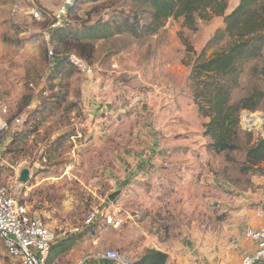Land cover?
I'll use <instances>...</instances> for the list:
<instances>
[{
	"label": "rangeland",
	"instance_id": "rangeland-1",
	"mask_svg": "<svg viewBox=\"0 0 264 264\" xmlns=\"http://www.w3.org/2000/svg\"><path fill=\"white\" fill-rule=\"evenodd\" d=\"M63 1L0 0V124L11 126L2 139L1 185L13 187L57 231L55 245L74 241L61 256L52 251L62 264L104 249L134 263L145 252L144 232L166 234L170 242L196 218L200 231H209L228 212L223 202L210 205L207 198L255 190L254 179L264 176V162L247 160L264 137V122L245 125L264 114V49L245 64L232 95L238 101L258 92L259 107L241 113L238 148L218 153L205 134L210 119L199 112L191 77L198 60L216 49L208 45L224 17L198 20L196 30L183 18H169L154 34L124 31L61 42L50 24ZM240 2L228 0L226 14ZM149 7L143 0H77L65 27L84 31L108 20L116 26L135 13L146 23ZM18 116L23 123L13 125ZM26 167L31 180L22 183ZM105 205L121 209L123 224L85 225L88 212ZM0 264H14L2 241Z\"/></svg>",
	"mask_w": 264,
	"mask_h": 264
},
{
	"label": "trees",
	"instance_id": "trees-1",
	"mask_svg": "<svg viewBox=\"0 0 264 264\" xmlns=\"http://www.w3.org/2000/svg\"><path fill=\"white\" fill-rule=\"evenodd\" d=\"M143 2L150 6L149 21L146 23H143L140 13H135L133 21L125 20L116 26L108 20L84 31H74L65 27V24L64 27L55 30L61 32L58 40L64 42L66 36H72L91 41L109 38L124 31H132L136 35L144 32L154 34L169 18H183L188 28L196 30L198 20L224 17V27L215 32L208 45V48L216 49L209 57L204 56L198 60L193 67L191 80L199 112L210 119L204 124L205 134L212 140L210 147L218 153L237 149L241 132V113L244 110H257L262 97L256 92L234 101L232 95L234 90L240 87V77L245 64L262 55L264 0H241L229 14H226L228 0H143ZM247 156L248 162L254 165L264 162V137L257 141ZM69 240L54 245L52 251L67 252L74 243ZM168 258V254L163 251L148 249L133 264H166Z\"/></svg>",
	"mask_w": 264,
	"mask_h": 264
},
{
	"label": "built area",
	"instance_id": "built-area-1",
	"mask_svg": "<svg viewBox=\"0 0 264 264\" xmlns=\"http://www.w3.org/2000/svg\"><path fill=\"white\" fill-rule=\"evenodd\" d=\"M76 2L77 0L63 1L53 13L50 24L51 30H57L65 26L70 10ZM32 13L36 19H42V14L38 9H34ZM50 54L53 55L54 51L51 50ZM72 62L80 69L88 73L92 72V68L84 64L82 59L73 57ZM2 123L0 124V140L3 139L5 132H8L11 127L6 121ZM22 123V116L15 117L12 122L13 125H21ZM121 213V209L116 206H95L86 215L85 225L90 226L102 221L117 228L123 224ZM258 216L264 217V210L259 211ZM247 237L256 244V249L252 253H246L241 260V264H256L264 259V224L258 228H249ZM57 239V231L50 227L41 216L33 213L27 203L10 186L0 185V240L4 243L14 264H49L52 249ZM93 259H106L120 264H133L131 259L126 258L120 251L114 249L98 251L80 258L74 264H87L88 261Z\"/></svg>",
	"mask_w": 264,
	"mask_h": 264
},
{
	"label": "crops",
	"instance_id": "crops-1",
	"mask_svg": "<svg viewBox=\"0 0 264 264\" xmlns=\"http://www.w3.org/2000/svg\"><path fill=\"white\" fill-rule=\"evenodd\" d=\"M5 145L6 143L1 140L0 154L5 149ZM30 171L32 173L31 169ZM255 182L257 183L255 190L239 189L238 194L236 193L232 198H229L228 195L222 197L223 200H220V196L207 198L210 205L223 202L227 209L226 212H228V216L223 221L216 223L207 232L200 231L198 218L191 220L193 226L189 232H184L177 237H175V233L171 234L173 240L170 242H166V234L163 236L160 232H144L145 252L148 249H157L167 253L169 258L166 264H241L242 255L252 253L256 249V244L251 239L246 238L247 230L258 228L264 224V217L258 216V212L264 210V176L254 179ZM1 183L0 178V185ZM11 188L14 190L13 187ZM213 188L215 189L214 186ZM60 240L61 243L63 239ZM145 252L141 253L134 261L140 259ZM53 254L55 253L51 254L49 264H62L61 259L53 260L55 258H53ZM63 254L60 253L59 256ZM79 259L77 258L76 261L69 264H74ZM87 264L120 263L106 259H93ZM256 264H264V259Z\"/></svg>",
	"mask_w": 264,
	"mask_h": 264
},
{
	"label": "bare ground",
	"instance_id": "bare-ground-1",
	"mask_svg": "<svg viewBox=\"0 0 264 264\" xmlns=\"http://www.w3.org/2000/svg\"><path fill=\"white\" fill-rule=\"evenodd\" d=\"M263 122H264V114L255 113L250 120H246L245 125L248 128H254V127L260 128Z\"/></svg>",
	"mask_w": 264,
	"mask_h": 264
},
{
	"label": "water",
	"instance_id": "water-1",
	"mask_svg": "<svg viewBox=\"0 0 264 264\" xmlns=\"http://www.w3.org/2000/svg\"><path fill=\"white\" fill-rule=\"evenodd\" d=\"M20 180L22 183H27L31 180V171L29 168H24L21 173H20ZM120 191H117L115 193H113L110 196L111 200H114V198L119 194Z\"/></svg>",
	"mask_w": 264,
	"mask_h": 264
}]
</instances>
